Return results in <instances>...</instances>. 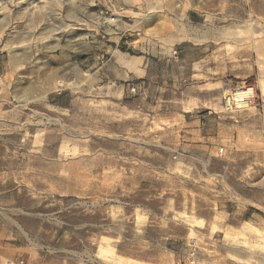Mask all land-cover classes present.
Masks as SVG:
<instances>
[{"label": "rangeland", "instance_id": "obj_1", "mask_svg": "<svg viewBox=\"0 0 264 264\" xmlns=\"http://www.w3.org/2000/svg\"><path fill=\"white\" fill-rule=\"evenodd\" d=\"M193 240L264 264V0H0V264H177Z\"/></svg>", "mask_w": 264, "mask_h": 264}, {"label": "built area", "instance_id": "obj_2", "mask_svg": "<svg viewBox=\"0 0 264 264\" xmlns=\"http://www.w3.org/2000/svg\"><path fill=\"white\" fill-rule=\"evenodd\" d=\"M140 87V84L132 83L129 86V90L131 93H136ZM250 89L251 87H247L241 90L243 91L242 94L239 93V90H233L226 98V108L230 111H240L251 107L254 104V94L250 92ZM17 264H24V261L20 260ZM177 264H200L197 257V243L195 240L190 243L186 257L179 259Z\"/></svg>", "mask_w": 264, "mask_h": 264}, {"label": "crops", "instance_id": "obj_3", "mask_svg": "<svg viewBox=\"0 0 264 264\" xmlns=\"http://www.w3.org/2000/svg\"><path fill=\"white\" fill-rule=\"evenodd\" d=\"M182 62H183V61H182ZM145 70H147V69H145ZM143 72H144V71H143ZM144 73L146 74V71H145ZM182 78H183V77H182ZM175 82H176V81L174 80V82H173V84H172V86H171L172 88H173L174 86H176V83H175ZM168 85H170V84H168ZM164 100H165V101H172V98H171V97H170V98H165ZM208 102H209V101H208L207 99H205V100H201V103H202V104H206V103H208ZM184 105H185V104L183 103V105H182V107H181L182 110H185V109H184ZM163 115H165V117H167V118H170V117H171L170 114H169L168 112L165 113V114H163ZM138 262H141V263H149V262H146V261H143V260H142V261L139 260Z\"/></svg>", "mask_w": 264, "mask_h": 264}, {"label": "bare ground", "instance_id": "obj_4", "mask_svg": "<svg viewBox=\"0 0 264 264\" xmlns=\"http://www.w3.org/2000/svg\"><path fill=\"white\" fill-rule=\"evenodd\" d=\"M59 83H60V84H62L63 82H62V81H60ZM71 84H72V83H71ZM243 88H244V87H243ZM239 90H240V91H239V93H240V94H242V93H243V91H241V89H239ZM237 91H238V90H237ZM250 92H251V91H250ZM228 95H229V94H228Z\"/></svg>", "mask_w": 264, "mask_h": 264}]
</instances>
